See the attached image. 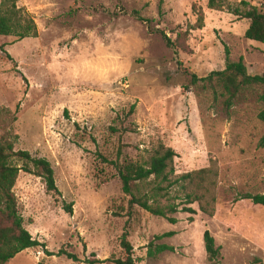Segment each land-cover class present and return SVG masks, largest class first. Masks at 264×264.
<instances>
[{"label":"rangeland","instance_id":"1","mask_svg":"<svg viewBox=\"0 0 264 264\" xmlns=\"http://www.w3.org/2000/svg\"><path fill=\"white\" fill-rule=\"evenodd\" d=\"M242 1L220 8L209 0L19 1L38 34L0 36L13 57L0 49V107L16 116L0 120V136L9 132L16 150L47 158L61 194L20 171L14 192L24 226L43 245L7 264H114L107 259L125 257V230L136 264H215L206 230L221 247L217 264H264V207L242 198L264 193V87H244L227 109L220 91L216 100L210 87L191 84V74L224 69L227 49L250 74L264 72V43L247 39L250 21L231 12ZM245 1L264 12V0ZM160 143L176 151L178 174L214 169L213 214L195 202L196 213L178 212L173 224L129 210L116 169L101 157L144 162ZM152 241L174 250L150 256ZM63 249L79 260L59 255Z\"/></svg>","mask_w":264,"mask_h":264},{"label":"trees","instance_id":"2","mask_svg":"<svg viewBox=\"0 0 264 264\" xmlns=\"http://www.w3.org/2000/svg\"><path fill=\"white\" fill-rule=\"evenodd\" d=\"M19 1L1 0L0 36H16L18 39L37 36L38 27L35 19L19 6ZM224 1L209 0V6L220 8L224 6ZM231 10L235 15L250 21L245 33L246 38L264 43V12L245 0L241 2L239 7ZM158 31L168 47H177L176 42L165 31ZM0 49L9 59L13 60L4 45H0ZM199 83L210 87L216 100L220 91V95L225 97V107L231 109L244 87H264V72L262 74H250L244 58L231 59L230 51L227 49L224 69L212 71L205 77L191 74V84ZM133 110L134 105L131 111L126 114L127 119L132 115ZM259 118L264 121V110L259 114ZM0 120L10 124L16 121V116L10 110L0 107ZM111 131L113 133L129 132L133 129L130 126L123 128L111 126ZM9 135L10 133L7 132L0 136V264H7L25 249L43 245L24 226V218L14 192L20 171L24 170L41 177L48 191L61 194L51 162L47 158L33 156L29 151L16 150ZM262 144H264V136ZM176 155L177 153L172 147L160 143L153 150L150 158L144 162L127 157L123 159L118 157L112 161L104 156L101 158L116 169L122 182L123 192L129 197V210L139 206L151 214L166 218L173 224L178 222L175 217L178 212L196 213V209L191 206L195 202L199 203L202 211L213 214L214 207L212 204L215 201V196L211 190V184L213 185L215 182L210 180V176L212 173L216 175V172L212 167H207L178 174L174 165ZM16 158L24 161L25 165L19 166L14 163ZM242 198L264 207V193H245L242 194ZM66 209L73 213L72 204L66 206ZM172 234V232L165 233L157 236V238L161 239ZM128 237L129 233L125 230L121 238L125 257L109 258L107 261L114 264H136L135 247ZM204 243L209 260L215 264L220 263L222 259L221 247L217 246L215 237L210 230H206L204 233ZM167 250H174V247L167 244L155 245L152 241L149 244L148 253L150 256H154ZM59 255H66L74 260H79L76 254L65 249L61 250ZM91 262L100 261L91 260Z\"/></svg>","mask_w":264,"mask_h":264}]
</instances>
